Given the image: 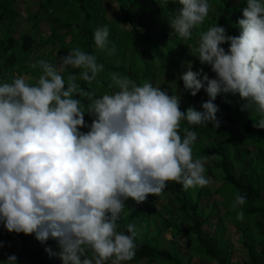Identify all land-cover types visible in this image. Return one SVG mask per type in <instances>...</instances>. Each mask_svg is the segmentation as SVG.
<instances>
[{
    "label": "clouds",
    "instance_id": "1",
    "mask_svg": "<svg viewBox=\"0 0 264 264\" xmlns=\"http://www.w3.org/2000/svg\"><path fill=\"white\" fill-rule=\"evenodd\" d=\"M179 3L169 24L187 41L212 5L209 0ZM237 23L239 35L216 24L200 34L197 47L189 46L215 73L210 78L203 68L193 71L189 62L179 75L192 96L204 89L209 98L203 111L193 106L182 111L174 89L170 95L117 73H111L109 87L118 90L97 96L77 81L91 86L104 65L80 48H70L58 64L29 60L28 66L42 73L35 84L24 76L0 83V223L9 232L34 234L41 244L54 240L60 251H45L62 264L132 261L136 227L128 224L127 234L118 231L129 198L141 204L150 194H162L168 181L185 190L211 184L205 176L208 157L193 158L198 133L184 127L182 137L181 121L219 128L214 101L230 93L246 101L241 110L255 106L262 118L253 127L264 129V0H247ZM109 34L107 25L97 27L93 40L96 49L113 55ZM69 67L79 71L65 80L62 73ZM85 113L93 117L90 124ZM245 203L246 196L237 192L233 209ZM236 219L244 220L242 209ZM0 264H17V256Z\"/></svg>",
    "mask_w": 264,
    "mask_h": 264
},
{
    "label": "trees",
    "instance_id": "2",
    "mask_svg": "<svg viewBox=\"0 0 264 264\" xmlns=\"http://www.w3.org/2000/svg\"><path fill=\"white\" fill-rule=\"evenodd\" d=\"M14 2L15 0H0V83L4 80L10 82L14 77H25L28 74V77H25L26 81L35 84L38 80L36 77L42 73L39 68H30L28 62L29 60L35 62L41 59L40 56H31L32 50L35 46L59 43V50L62 55L69 52L70 48H80L97 56L98 63L104 65L103 71L98 74L97 81L93 82L91 86L83 81L78 80L77 82L86 90L95 91L97 96H102L104 93L111 94L113 89L118 90L115 86L109 87L111 73L127 77L138 85L143 82H151L154 85L152 80H158L162 72H169L171 65H180V57L175 52L177 46L186 42L197 47L200 34L216 24L223 26L228 35H239L240 29L237 21L242 17V10L246 7L247 0H209L212 8L208 17L203 24L193 29L192 37L187 41L180 38L173 29V34H165L164 28L158 27L159 25L156 23L157 19L169 22V16L178 14L182 7L179 0H115L117 8L113 21H108L106 18L105 0H38L37 9L33 12L32 17L37 23L41 18L48 20L49 34L47 36L38 35L36 33L38 25L35 23L33 24V32L23 31L18 38L14 34V25L16 17L19 16V9L13 5ZM138 9H144L145 14H153L152 23L154 27L152 31L143 30L142 23H136ZM99 10H102L100 12L103 14H101L103 16L102 22L96 23L95 26L84 23V21L90 22L88 18L91 13ZM74 14L76 16L72 18ZM73 20L74 22H72ZM78 20H82V22ZM104 22L109 24V47L116 49L113 55L96 49L94 45V30L100 27V24L102 27ZM109 22H112L113 25ZM123 23L129 28H120L119 25ZM61 29H64V32L60 31ZM67 36H70L69 40H66ZM222 46L226 50L229 47L228 44ZM171 52L176 57L165 65L166 57ZM52 53V50L48 51L46 59L43 60L57 64L59 59ZM119 56L123 60L118 61ZM152 61L156 62L155 65L152 64ZM201 68L209 76L215 78V73L211 71V67L206 64L201 65L197 58L192 63V70L199 71ZM78 71L69 67L62 75L66 80L68 75ZM175 72L178 81L170 78L166 84L169 86L167 90L170 95L174 94L173 89L178 95L177 86L183 85V81L179 79V75L182 73ZM154 86L161 87L162 90L165 89L164 85ZM182 92L180 104L182 111L189 106L203 111L202 99L209 98L204 89H201L196 96L184 91V88ZM214 103L219 106L217 113V117L221 121L219 128H213L211 124L188 125L186 121H181L180 135L183 137L182 129L184 127H189L198 133V140L193 146V158L207 156L208 163L206 164L205 176L215 177L221 183L211 190L205 188L204 191V187H199L197 192L195 191L196 198L193 199V188L185 190L181 184L168 181L162 194L169 193L168 198L171 204L166 207L165 214L160 213L159 215L162 219L161 226L150 219L154 208L149 206L146 215L147 223H153L155 226L153 232L148 231L147 227H136V218L141 219V216L136 215L137 212L142 214L146 209L139 208L135 201L129 198L124 210L127 215L122 214L118 221L120 225L118 231L127 234L126 226L128 224L135 225L138 235L135 241L137 247L133 261L146 259L154 264H192L193 256H197L200 258L197 264H210L213 260H216L217 264H264V196L262 194L264 192V129L253 127V121H258L262 117L260 113L255 111V106L252 110H241V106L246 101L241 99L239 94L232 95L229 93L225 95L221 93ZM92 119V116L85 113L86 123L90 124ZM88 130V128L81 129L83 132ZM236 168L238 171H235ZM224 188L234 195L233 199L237 192L246 196L243 213L249 217L255 216L257 233L241 231L239 224L233 221L234 217L227 219L228 210L224 205L225 198L222 191ZM205 193H216L223 198L224 212L222 214H219V210L216 209L215 202H212L213 207L210 212L207 215L203 214L199 198ZM157 197L150 194L143 203L150 205ZM212 215L220 216L212 231L205 232L203 225L211 223L210 217ZM252 218L254 219V217ZM224 219L230 220V223L235 224L241 231L242 247L246 249L247 253V258L243 262L233 261L232 251L225 247L231 240L229 237H224L226 232ZM187 221L190 224L187 230H184L178 222ZM167 229L170 230L172 239L180 232L187 235L189 240L190 236L192 237L193 245L190 249L193 252L189 257L186 253H180L177 245L173 250L174 252L162 245L165 240L162 232ZM0 241L3 242V246L0 247V262L6 261L9 255L15 254L17 264H62V260L58 256H50L45 251L46 247H51L53 252L60 251L59 245L54 240L41 244L34 234L9 232L0 223ZM108 263H111V260ZM123 264H129V261L123 262Z\"/></svg>",
    "mask_w": 264,
    "mask_h": 264
},
{
    "label": "rangeland",
    "instance_id": "3",
    "mask_svg": "<svg viewBox=\"0 0 264 264\" xmlns=\"http://www.w3.org/2000/svg\"><path fill=\"white\" fill-rule=\"evenodd\" d=\"M235 1V0H232ZM138 4H140V2H137ZM15 7H17L19 9V16L16 17L15 19V37L18 38V36L20 35L21 32L23 31H28V32H33L34 31V25L33 24H37V31L36 33L38 35H43V36H47L49 34L50 31V27L48 25V20H45V18H41L39 19L38 23L34 22L35 19L32 17L33 12L37 9L38 6V0H15L14 4ZM104 5L106 6V18L108 19V21H113L114 18V14H115V9L117 8V4L115 2V0H105ZM102 10H99L98 12H94L91 13V16L88 18V20H90V22H86L84 21V23H88L89 25H96V23L98 22H102L103 20V14L100 12ZM102 14V15H101ZM63 15V13H62ZM75 14L72 18H75ZM105 17V15H104ZM136 18L138 20H136V23L138 24L139 22L142 23L143 25V30H149L152 31L154 24L152 23V20H154L153 18V14L152 13H146L145 14V10L144 9H138L137 11V16ZM79 22L82 20H78ZM74 22V20L72 21ZM111 25H113L112 22H109ZM156 23L159 25L158 27L160 28H164L165 30V34L170 35L173 34V30L170 27L169 22H167V20H158L156 21ZM33 25V26H32ZM107 25L109 27V24L107 22H104L102 27ZM141 25V26H142ZM101 27V24L99 25ZM120 28L122 29H128L129 27L123 23L119 25ZM60 31L64 32V29H61ZM36 34V35H37ZM70 36L66 37V40H69ZM195 48V45H192L190 43H186L183 42L181 43L179 46H177V48L175 49V52H177L178 57H180V65L179 66H175V65H171L170 71L169 72H162L160 74V78L158 80H152V82L154 83V85H158V86H165V89H168L169 86H166L168 79L172 78V80L174 81H178V76L175 74V71H178L179 73H183L185 71H187V66L188 63L191 62V64L197 59L196 56L191 54V49L190 47ZM139 47H141V45H139ZM165 50H167V48H164ZM52 50V54L59 59L62 56H65L68 54V52H66L64 55H62V52L59 50V43L52 45V44H47L44 46H35L34 49L31 52V56L33 57H37L40 56V59H46V55L48 53V51ZM129 53V52H127ZM121 56H119L117 58L118 61L123 60L122 58L120 59ZM175 54L174 53H169V55L166 57L165 60V65H167L170 60L172 58H175ZM120 59V60H119ZM199 61V60H198ZM155 61H152V64L155 65ZM58 64V63H57ZM30 76V75H29ZM25 77H28V74L25 75ZM210 78H212L211 76H209ZM39 77L37 76L36 79H38ZM158 78V76H157ZM202 78V77H201ZM206 83V82H205ZM182 89H183V85L181 86H177V93L180 97H182ZM115 90L113 89V91L111 93H113ZM207 99H202V101H206ZM197 106V105H196ZM196 145V144H195ZM197 147V146H196ZM253 150V148H252ZM235 171H238L237 168L235 169ZM206 178L210 179L211 184L209 186H206L203 188V190L209 189L211 190L213 187L218 186L221 182L220 180H218L215 177H211L210 175H206ZM199 187L194 189V192L192 193V197L193 199L196 198V190H198ZM205 189V190H206ZM192 190V189H191ZM204 190V191H205ZM214 190V189H213ZM196 191V192H195ZM222 191L224 192V198H225V206L227 211V219L228 217L233 218V221L236 222L237 224H239V226L241 227V231H248L249 233H257V229L255 228V216H250L246 215L244 213V220L240 221L236 219V215L237 212L240 211L242 209V211H244V207L241 206V209H233V194L231 192H228L227 189H222ZM264 196V192L262 193ZM169 193L167 192L166 194H161L160 196H158L156 199H154L150 205L146 204V203H141V204H136L138 205L139 208H144L146 209L142 214L139 213V211L137 212V216H141V219L138 217L136 218V227H141V228H146L148 231L153 232L154 231V227L153 223H147V219H146V215L148 214V209L149 206H151L152 208H154L151 212V214H153L150 219L152 221H156L158 226H161L160 224L162 223V219L161 217H159L160 213L165 214L164 211L166 210V207L169 206L170 203V199L168 198ZM222 197L218 194H204L199 198V201L201 203V210L203 212L204 215H207L210 212V209L213 207L212 202L216 203V209L219 210V214H222L224 212V207L222 205ZM175 207L177 205H174ZM138 207H136L137 209H139ZM145 215V216H144ZM220 215H212L210 217V224H204L203 225V230L205 232L208 231H212L213 227L215 226V224L217 223V220L219 218ZM254 217V219L252 218ZM144 218V219H143ZM231 221L224 219V223L226 224V232L224 237H229L230 238V243L225 246L227 248H229L232 251V260L233 261H242L247 258V253H246V249L242 247V243H241V231L236 227L235 224L230 223ZM178 224L180 225V227L184 230H187V227L189 226V222H178ZM149 226V227H148ZM144 230V229H143ZM163 237L165 238L164 242H162V245L164 247H166L168 250L173 251L175 246H178V250L180 253H186L187 257H189L191 255V253L193 252L190 247H192L193 243V239L190 236V240L188 239L187 235H185L183 232H180L176 237H174V239H172L171 237V233L170 230H165L162 232ZM192 235V234H191ZM174 252V251H173ZM200 261V258L197 256H193L192 258V264H197ZM111 264V263H108ZM129 264H154L149 262L146 259H141L139 261H129ZM210 264H217L216 260H213Z\"/></svg>",
    "mask_w": 264,
    "mask_h": 264
},
{
    "label": "crops",
    "instance_id": "4",
    "mask_svg": "<svg viewBox=\"0 0 264 264\" xmlns=\"http://www.w3.org/2000/svg\"><path fill=\"white\" fill-rule=\"evenodd\" d=\"M240 262H242V261H240Z\"/></svg>",
    "mask_w": 264,
    "mask_h": 264
}]
</instances>
